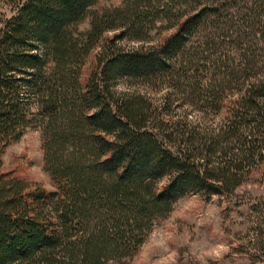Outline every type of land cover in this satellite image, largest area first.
Segmentation results:
<instances>
[{
	"label": "trees",
	"instance_id": "trees-1",
	"mask_svg": "<svg viewBox=\"0 0 264 264\" xmlns=\"http://www.w3.org/2000/svg\"><path fill=\"white\" fill-rule=\"evenodd\" d=\"M31 129L52 188L0 173V264H121L264 174V0H0V156Z\"/></svg>",
	"mask_w": 264,
	"mask_h": 264
},
{
	"label": "rangeland",
	"instance_id": "rangeland-1",
	"mask_svg": "<svg viewBox=\"0 0 264 264\" xmlns=\"http://www.w3.org/2000/svg\"><path fill=\"white\" fill-rule=\"evenodd\" d=\"M86 26L84 23L80 28ZM116 88L145 90L142 81L132 79L118 81ZM211 121L217 123L218 118L206 122ZM9 172L46 189L52 188L37 130H28L1 154L0 173ZM256 230L264 239L261 173L247 176L231 195L205 198L195 193L179 197L153 226L136 254L121 264H264V252H257L252 246ZM260 239L259 242L263 241ZM261 245L264 247V243Z\"/></svg>",
	"mask_w": 264,
	"mask_h": 264
}]
</instances>
